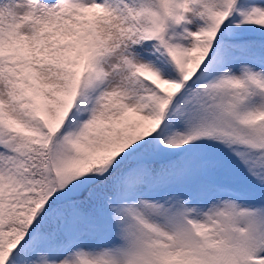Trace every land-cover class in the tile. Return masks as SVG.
Masks as SVG:
<instances>
[{"label":"snow or ice","instance_id":"6c2138e0","mask_svg":"<svg viewBox=\"0 0 264 264\" xmlns=\"http://www.w3.org/2000/svg\"><path fill=\"white\" fill-rule=\"evenodd\" d=\"M0 264H264V0H0Z\"/></svg>","mask_w":264,"mask_h":264}]
</instances>
